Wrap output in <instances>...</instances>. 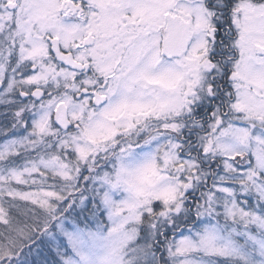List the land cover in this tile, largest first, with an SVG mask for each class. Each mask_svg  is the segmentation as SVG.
<instances>
[{"label":"snow or ice","instance_id":"6c2138e0","mask_svg":"<svg viewBox=\"0 0 264 264\" xmlns=\"http://www.w3.org/2000/svg\"><path fill=\"white\" fill-rule=\"evenodd\" d=\"M0 264H264V0H0Z\"/></svg>","mask_w":264,"mask_h":264}]
</instances>
